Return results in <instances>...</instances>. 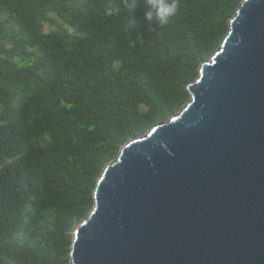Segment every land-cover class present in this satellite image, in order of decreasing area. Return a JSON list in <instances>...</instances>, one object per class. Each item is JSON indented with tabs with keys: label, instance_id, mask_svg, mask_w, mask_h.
<instances>
[{
	"label": "trees",
	"instance_id": "obj_1",
	"mask_svg": "<svg viewBox=\"0 0 264 264\" xmlns=\"http://www.w3.org/2000/svg\"><path fill=\"white\" fill-rule=\"evenodd\" d=\"M242 1L161 25L147 0H0V261L71 264L104 167L188 102Z\"/></svg>",
	"mask_w": 264,
	"mask_h": 264
},
{
	"label": "water",
	"instance_id": "obj_2",
	"mask_svg": "<svg viewBox=\"0 0 264 264\" xmlns=\"http://www.w3.org/2000/svg\"><path fill=\"white\" fill-rule=\"evenodd\" d=\"M187 91L104 167L71 264H264V0L241 2Z\"/></svg>",
	"mask_w": 264,
	"mask_h": 264
},
{
	"label": "clouds",
	"instance_id": "obj_3",
	"mask_svg": "<svg viewBox=\"0 0 264 264\" xmlns=\"http://www.w3.org/2000/svg\"><path fill=\"white\" fill-rule=\"evenodd\" d=\"M147 4L145 19L153 22L155 16L161 25L166 24L169 18L176 14L178 8V0H147Z\"/></svg>",
	"mask_w": 264,
	"mask_h": 264
},
{
	"label": "rangeland",
	"instance_id": "obj_4",
	"mask_svg": "<svg viewBox=\"0 0 264 264\" xmlns=\"http://www.w3.org/2000/svg\"><path fill=\"white\" fill-rule=\"evenodd\" d=\"M52 29H53V28H51V27H49V26H47V25H45L44 28H43L44 31H50V30H52Z\"/></svg>",
	"mask_w": 264,
	"mask_h": 264
}]
</instances>
